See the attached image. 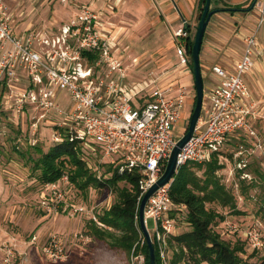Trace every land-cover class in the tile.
<instances>
[{
    "label": "built area",
    "instance_id": "obj_1",
    "mask_svg": "<svg viewBox=\"0 0 264 264\" xmlns=\"http://www.w3.org/2000/svg\"><path fill=\"white\" fill-rule=\"evenodd\" d=\"M15 1L19 0H0V89L5 87L0 91V109L10 111L16 119L31 109V126L50 123L55 142L77 140L97 154L99 161L116 166L119 173L137 170L139 204L142 194L162 174L180 137L174 134L172 125L176 119L189 116L190 112H185L189 91L183 85L159 84L156 78L127 81L125 63L115 54L120 40L112 32L110 20L103 16V9L91 3L78 4L56 29L41 26L16 33L10 6ZM252 8L255 21L241 37V52L232 68L227 70L218 64L210 68L217 79L207 87V102L201 107L191 136L177 153L176 172L182 164L204 162L213 153L223 163V147L238 135V130L252 138L249 143L236 141L231 149L238 177H254L248 170L249 155H257L264 172V141L252 125L256 114L245 79L255 57L264 51V0H252ZM186 30H174L181 65L189 61L186 45L180 40L186 37ZM60 90L69 94L67 110L60 107ZM172 180L159 186L144 205V221L153 218V229L148 231L163 259L165 239L176 229V215L171 210L177 205L169 196ZM68 183L64 172L43 184L39 200L42 211L87 212L88 219L106 226L99 219L101 209L96 204L88 207L66 200ZM261 230L264 222L259 218L243 230L254 248L263 246ZM36 241L33 234L30 243ZM41 251L54 262L67 255L62 240L54 233L42 242ZM2 260L4 264H24L12 242L4 244Z\"/></svg>",
    "mask_w": 264,
    "mask_h": 264
},
{
    "label": "rangeland",
    "instance_id": "obj_2",
    "mask_svg": "<svg viewBox=\"0 0 264 264\" xmlns=\"http://www.w3.org/2000/svg\"><path fill=\"white\" fill-rule=\"evenodd\" d=\"M82 3H93L96 8L103 9V16L110 20L111 30L120 40L115 54L125 63L126 80L156 78L162 85L170 83L183 85L189 91L185 112L191 113L195 101L191 68L188 65L190 70L186 71V66L179 63L173 44L176 41L174 30L180 27L184 29L185 22L170 26L165 14L156 8L146 7L142 12H135L133 8L122 7V0L113 9L109 6L114 5L111 0H19L10 4L14 31L16 28L15 32L18 33L24 26L29 29L41 26L56 29L73 13L72 11L77 9V5ZM200 12V4L191 10L188 23L186 22L188 29L185 36L193 38ZM252 16L250 13L249 19ZM52 20H56L57 24L52 23ZM207 24L203 51L202 54L200 53L204 82L202 108L207 102V87L217 79L210 71L212 62L218 60L219 64L230 65L237 59L241 50V39L238 37L240 21H233L226 16L212 19ZM140 26H143V31L140 30ZM222 30L226 31L230 37L227 39H222L219 35L217 37V32ZM180 40L185 43V38ZM263 65H257V68L253 66L250 73L251 71L252 74L254 71L261 73L262 81L258 87L260 95L253 100L256 114L253 127L264 141ZM4 89L5 87H2L0 91ZM58 94L60 107L62 110H67L70 106L69 94L64 90H60ZM31 112L32 110L28 109L17 119L11 116L8 110H2L0 113V264H4L2 260L4 244L10 242L16 246L19 258L24 264H142V251L127 253L120 248H110L102 240L87 234L84 229L88 222L87 212L77 214L68 210L50 213L42 211L39 200L43 184L37 178L39 170L32 169L30 157L38 155L32 144H38L46 150L57 141L51 138L50 123L37 122L35 127L31 126L30 121L33 120L29 118ZM188 118L189 116L180 117L173 122L172 130L176 136L182 135ZM237 132H239L238 135L232 136V140L224 145L223 166L216 170V174L235 195L237 208L244 212L232 213L229 208L220 206L217 202L206 201V205L224 213V219L213 225L221 237L231 242L242 243L244 248V251L240 252L242 258L246 261H256L264 253V231L261 230L263 246L254 248L243 235V230L263 216L264 172L260 169L257 155L247 156L248 170L253 171L257 180L254 181L253 188L250 184H245L246 193H242V181L233 168L231 149L236 141L249 143L252 138L247 137L243 130ZM97 158L98 155L92 153L90 160L96 162ZM191 168L197 174L202 172V167L191 166ZM122 184L119 182V185ZM66 189L65 197L68 202L84 204L88 207L96 204V208L101 210L108 207L116 198L114 188L107 186H89L87 191H82L69 182ZM180 207L182 206L175 209V233L188 226L185 221V210ZM146 227L149 231L153 229V218H147ZM52 233L62 240L67 253L63 260L56 262L48 260L41 251L42 242ZM33 234H36L38 241L30 243ZM85 235H88V238L82 239ZM171 252L169 246L164 248L165 264H168L166 259Z\"/></svg>",
    "mask_w": 264,
    "mask_h": 264
},
{
    "label": "trees",
    "instance_id": "obj_3",
    "mask_svg": "<svg viewBox=\"0 0 264 264\" xmlns=\"http://www.w3.org/2000/svg\"><path fill=\"white\" fill-rule=\"evenodd\" d=\"M202 5L203 0H200V9ZM250 8L251 5L248 4L246 7H218L214 10L235 11ZM183 26L188 29L186 23ZM192 42L193 38L185 37L190 68ZM1 111L0 109V113ZM32 147L38 152L36 157H30L32 169L39 170L37 178L41 184L55 180L66 172L69 182L82 191H87L89 186L114 188L115 200L99 213V219L106 226H98L95 221L88 219L84 229L87 234L102 240L110 248H120L127 253L142 251V264H148V248L138 221L140 173L137 170L119 173L116 166L105 164L98 158L96 162H91L93 152L77 140L63 139L46 150L38 144H32ZM191 166L202 167L201 174H197ZM222 166L223 163L219 162L217 155L213 153L208 160L189 161L175 172L169 196L173 204L184 208L188 226L166 237L165 249L169 246L172 251L166 259L168 264H264V253L256 261L244 260L240 255V252L244 251L242 243L223 239L213 227L217 221L224 219V213L215 207L207 206L206 201L217 202L220 206L229 208L232 213L241 212L237 208L235 195L216 174V170ZM119 182L123 184L119 185ZM245 184H250L251 187L255 182L242 181L241 189L244 194ZM175 209L171 210L172 215H175ZM260 219L264 222V212ZM153 246L155 264H165V258L160 256L155 241Z\"/></svg>",
    "mask_w": 264,
    "mask_h": 264
},
{
    "label": "crops",
    "instance_id": "obj_4",
    "mask_svg": "<svg viewBox=\"0 0 264 264\" xmlns=\"http://www.w3.org/2000/svg\"><path fill=\"white\" fill-rule=\"evenodd\" d=\"M111 1L114 4V5H109L110 8H112V9L117 7L119 2H121V0H111ZM122 2H123L122 7H128L131 9L133 8V9H135L134 10L135 12H139V11L142 12L143 9L146 7L151 8V9L156 8V10L162 11V13L165 14V18L168 21V23L170 24V26L176 25L182 21L185 23L186 22L188 23V17L190 16L191 10L200 4V0H150V1H147V0H133V1L126 0V1H124V0H122ZM251 3H252V0H210V8L214 9V8H218V7H246L248 4L251 5ZM91 4L93 5V3H91ZM74 11H72V12H74ZM250 13H251V15H253L251 17V19H249L250 17H248ZM226 16L231 18L233 21H240L241 25H240L239 31H238V32H240V34H238V37L240 39L244 33L249 31V29L253 26L254 21H255V12H254L252 7L250 9H247V10H235V11L214 10V12L211 14V16L209 18V21H212V19H218L221 17L224 18ZM211 17H213V18H211ZM51 22L54 24L55 23L57 24L56 20H52ZM24 27L20 28V30L24 29ZM207 28H208V24L206 25V29H205L203 39H202V43H201V49H200L201 54L203 51L202 46L205 42ZM16 30L17 29L15 28V31ZM140 30L143 31V26H140ZM218 35L222 39H227L230 37V35L224 30L217 32V37H218ZM156 38L158 39V36ZM172 42H174V41H172ZM241 48H242V40H241ZM240 52H241V50H240ZM201 54L199 56H201ZM200 60H201V57H200ZM261 60H262V62H261ZM262 63H264V51L259 56L255 57L254 67L257 68V65H263ZM200 64H202V61H200ZM213 64H218L219 66H221L227 70H230L232 68V65H233V63L230 65L219 64L218 60H214L211 64V66ZM183 66H186L185 67L186 71L190 70L188 67V64L183 65ZM262 67H263L262 70L264 71V65ZM245 79H246V82L250 88L251 97L253 100H255V98L260 95L258 87L260 86L261 81H262L261 80V73L258 74V72L254 71L252 74V71H251V73H250V71H248L245 74ZM255 119H256V116L253 117L251 120L252 125H253V121ZM259 166H260V164H259ZM251 172L253 173V171H251ZM253 175H254V177L251 180H246V179H240V180L247 182V183L254 182L257 180L256 179L257 177L254 173H253ZM254 186H251V188H253ZM241 209H244V208L241 207ZM242 212H244V211L241 210V213Z\"/></svg>",
    "mask_w": 264,
    "mask_h": 264
},
{
    "label": "water",
    "instance_id": "obj_5",
    "mask_svg": "<svg viewBox=\"0 0 264 264\" xmlns=\"http://www.w3.org/2000/svg\"><path fill=\"white\" fill-rule=\"evenodd\" d=\"M252 7V3H251ZM214 9L210 8V0H203V5L196 25L193 42L190 50L191 72L193 76V83L195 88V101L193 109L189 115L187 125L182 135L178 138L173 146L170 155L166 161L164 170L159 178L142 194L138 204V221L139 226L146 241L148 248V264H155L154 246L144 221V205L147 198L161 185L169 181L176 172L177 153L181 146L189 139L194 129V126L199 118L201 104L203 99V76L200 64V49L206 25L209 21ZM185 25V24H184Z\"/></svg>",
    "mask_w": 264,
    "mask_h": 264
}]
</instances>
